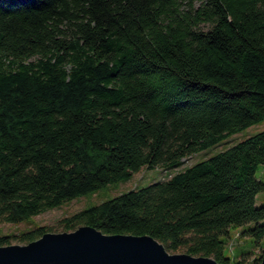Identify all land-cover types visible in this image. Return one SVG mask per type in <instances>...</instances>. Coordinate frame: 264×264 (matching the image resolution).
<instances>
[{"label":"trees","instance_id":"trees-1","mask_svg":"<svg viewBox=\"0 0 264 264\" xmlns=\"http://www.w3.org/2000/svg\"><path fill=\"white\" fill-rule=\"evenodd\" d=\"M263 119L264 0H0V223L176 168ZM259 164L264 130L58 225L260 264ZM230 228L260 253L225 255ZM46 232L0 234V246Z\"/></svg>","mask_w":264,"mask_h":264},{"label":"water","instance_id":"water-1","mask_svg":"<svg viewBox=\"0 0 264 264\" xmlns=\"http://www.w3.org/2000/svg\"><path fill=\"white\" fill-rule=\"evenodd\" d=\"M0 264L217 263L208 256L169 253L150 235L105 234L82 225L72 231L46 232L25 244L0 246Z\"/></svg>","mask_w":264,"mask_h":264},{"label":"rangeland","instance_id":"rangeland-1","mask_svg":"<svg viewBox=\"0 0 264 264\" xmlns=\"http://www.w3.org/2000/svg\"><path fill=\"white\" fill-rule=\"evenodd\" d=\"M264 130V119L252 124L251 126L242 129L226 139L220 141L217 145L207 148L206 150L192 154L182 160L180 166L172 169H163L157 167L154 169L142 168L134 173L130 179L121 183L108 184L93 193H88L76 197L70 201L62 203L60 206L49 209L41 214L29 218L26 222L19 224L0 223V234H18L21 231L36 227L46 226L53 229V232H62L59 228L58 221L68 215H71L83 208L100 203L102 200L114 197L122 192L131 189H138L144 187L154 181L164 180L169 178L175 172L192 165L193 163L216 154L226 148L236 144L237 142ZM255 175L258 179L264 182V164L257 166ZM256 203L264 204V191L256 195ZM239 228H230V237L224 247V253L227 256L233 257L240 251H253L254 254L260 253L261 248L255 247L251 243V238L247 236H240ZM11 244H24L17 240H12ZM264 246V241L261 242ZM176 253H183L178 251ZM253 256V255H252Z\"/></svg>","mask_w":264,"mask_h":264}]
</instances>
